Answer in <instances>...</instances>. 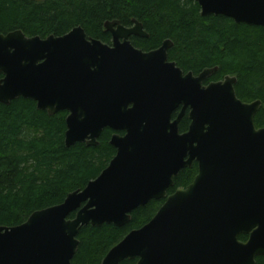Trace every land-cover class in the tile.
Segmentation results:
<instances>
[{
	"label": "water",
	"instance_id": "water-1",
	"mask_svg": "<svg viewBox=\"0 0 264 264\" xmlns=\"http://www.w3.org/2000/svg\"><path fill=\"white\" fill-rule=\"evenodd\" d=\"M195 1L202 16L264 28V0ZM105 29L111 44L82 26L46 38L0 33V103L23 97L50 115L67 111V147L98 146L105 128L125 131L112 136L115 157L84 189L0 227V264H73L83 226L123 227L153 199L165 202L101 264H257L264 256V127L255 124L262 101L240 99L235 76L205 84L218 67L185 74L169 60L170 39L150 51L135 47L130 37L149 38L137 19L130 27L107 21ZM187 110L189 130L180 134ZM195 158L194 181L169 195Z\"/></svg>",
	"mask_w": 264,
	"mask_h": 264
},
{
	"label": "trees",
	"instance_id": "trees-1",
	"mask_svg": "<svg viewBox=\"0 0 264 264\" xmlns=\"http://www.w3.org/2000/svg\"><path fill=\"white\" fill-rule=\"evenodd\" d=\"M137 19L149 38L133 36V45L144 51L173 41L169 59L195 75L218 67L205 81L235 76L237 96L244 102L261 100L255 115L257 128L264 127V28L236 23L226 16H202L195 0H0V33L22 30L27 36H61L77 26L88 35L111 44L105 22L119 20L124 26ZM3 75H0V79ZM67 111L50 115L35 101L19 97L0 103V227L17 226L32 213L64 202L66 197L96 179L110 164L117 150L110 143L112 132L105 128L98 146L65 144ZM188 114L181 129L188 128ZM197 167L183 169L176 186H187ZM164 200L152 201L132 213L123 227L113 224L87 225L80 229L73 264H101L107 253L132 230L156 215ZM70 217H75L72 213ZM248 235H240L247 241ZM126 259L119 264H137ZM264 264V256L257 257Z\"/></svg>",
	"mask_w": 264,
	"mask_h": 264
},
{
	"label": "flooded vegetation",
	"instance_id": "flooded-vegetation-1",
	"mask_svg": "<svg viewBox=\"0 0 264 264\" xmlns=\"http://www.w3.org/2000/svg\"><path fill=\"white\" fill-rule=\"evenodd\" d=\"M132 37H133V36H132ZM132 37H130V39H131ZM111 43H112V40H111ZM169 50H170V49H169ZM168 56H169V51H168ZM169 60H170V59H169ZM184 73L186 74V72H184ZM187 73H188V72H187ZM180 111H181V107H179V108L174 112V114H173V120L178 116V114H179ZM188 111H189V110H187V114H188ZM187 114H186V115H187ZM186 115H185V116H186ZM185 116H184V117H185ZM183 119H184V118H183ZM183 119H182V120H183ZM182 120H181V122H180V124H179V132H180V134H183V133L187 132V131L189 130V126H190V123H191V121H190V123H189L187 129L182 130V129H181V123H182ZM110 130L113 131V132H112V136H113L114 134H119V135H121V136L125 135V131H114V130H112L111 128H110ZM112 136H111V138H112ZM110 141H111V140H110ZM116 153H117V152H116ZM114 157H115V156H114ZM189 158H190V157L187 156V157H186V161H188ZM195 166L197 167V173H196V176H197V174L199 173V162H198V160H197L196 158L193 159L191 165L187 166L186 168H191V167H195ZM186 168H184V169H186ZM182 170H183V169H182ZM182 170H181V171H182ZM181 171H180V172H181ZM180 172H179V174H180ZM179 174H178V175H179ZM178 175L175 177V179L178 177ZM196 176H195V177H196ZM175 179H174L175 185H174L173 187H170V188L168 189V194H169V195H170V194H173V193L177 190V188H179V187H187V186L189 185V184H188L187 186H178V187H176V189H175V191H174L173 193H170V190L176 186V180H175ZM194 179H195V178H194ZM194 179H193V181H194ZM193 181H192V182H193ZM192 182H191V183H192ZM191 183H190V184H191ZM161 200H164V202H165V199H161ZM161 200L153 199V200H151L150 202H152V201H161ZM150 202H149V203H150ZM149 203H148V204H149ZM163 204H164V203H163ZM146 205H147V204H146ZM146 205H145V206H146ZM142 207H144V206H142ZM74 213H75V215H76V212H74ZM135 259H138V258H135ZM135 259H132V260H135ZM137 262H138V261H137Z\"/></svg>",
	"mask_w": 264,
	"mask_h": 264
}]
</instances>
